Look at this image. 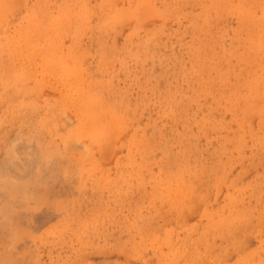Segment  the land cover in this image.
Returning <instances> with one entry per match:
<instances>
[{
    "label": "rangeland",
    "instance_id": "obj_1",
    "mask_svg": "<svg viewBox=\"0 0 264 264\" xmlns=\"http://www.w3.org/2000/svg\"><path fill=\"white\" fill-rule=\"evenodd\" d=\"M245 1L0 0V264H264Z\"/></svg>",
    "mask_w": 264,
    "mask_h": 264
},
{
    "label": "bare ground",
    "instance_id": "obj_2",
    "mask_svg": "<svg viewBox=\"0 0 264 264\" xmlns=\"http://www.w3.org/2000/svg\"><path fill=\"white\" fill-rule=\"evenodd\" d=\"M123 1H125V0H123ZM25 2H26V1H25ZM69 2H70V1H69ZM233 2H234V4H236L235 1H232L231 4H232ZM245 2H248V0L245 1ZM245 2H244V3H245ZM229 3H230V2H229ZM76 4H77V3H76ZM250 4H251V3H250ZM262 4H263V3H262ZM2 5H3V4H2ZM2 5H1V7H2ZM27 5H28V4H27ZM127 6H128V5H127ZM234 6H235V5H234ZM236 6H238V4H236ZM8 7H9V6H8ZM80 7H81V5H80ZM145 7H146V6H145ZM13 8H14V7H13ZM131 8H132V7H131ZM263 8H264V7H263ZM229 9H230V8H229ZM233 9H235V8H233ZM75 10H76V9H75ZM248 10H249V9H248ZM262 10H263V9H262ZM262 10H261V11H262ZM79 11H80V10H79ZM79 11H78V12H79ZM132 11H133V10H131V12H132ZM232 11H233V10H232ZM133 12H134V11H133ZM237 12H238V10H237ZM237 12H236V14H237ZM127 13H128V12H127ZM134 13H135V12H134ZM139 13H140V12H139ZM232 13H233V12H232ZM14 14H15V13H14ZM136 14H137V13H135L134 15H136ZM238 14H240V13H238ZM242 14H243V13H242ZM23 15H25V14L23 13ZM260 15H261V14H260ZM51 16H55V15H51ZM63 16H64V15H63ZM81 16H82V15H81ZM111 16H112V15H111ZM113 16H114V15H113ZM249 16H250V15H249ZM261 16H262V15H261ZM9 17H11V16H9ZM23 17H24V16H23ZM48 17H49V16H48ZM1 18H2V17H1ZM26 18H27V17H26ZM51 18H53V17H51ZM12 19H13V18H12ZM22 19H23V18H22ZM249 19H250V18H249ZM249 19H248V20H249ZM252 19H253V18H252ZM24 20H25V19H24ZM45 20H46V19H45ZM207 20H208V19H207ZM207 20H206V21H207ZM10 21H11V20H10ZM244 21H245V20H244ZM258 21H260V20H258ZM258 21H257V22H258ZM51 22H52V21H51ZM204 22H205V21H204ZM251 22H252V21H251ZM255 23H256V22H255ZM263 23H264V21H263ZM248 24H250V23H248ZM256 25H257V24H256ZM261 25H262V24H261ZM263 25H264V24H263ZM253 26H254V25H253ZM253 26H251V27H253ZM241 27H242V26H241ZM262 27H263V26H262ZM54 28H55V27H54ZM51 29H52V28H51ZM258 30H259V29H258ZM234 31H235V30H234ZM253 31H254V30H253ZM235 32H236V31H235ZM237 33H238V32H237ZM253 33H254V32H253ZM253 33H252V34H253ZM261 33H262V32H261ZM35 34H37V33H34V35H35ZM48 34H49V33H48ZM50 34H51V33H50ZM34 35H33V36H34ZM235 35H236V34H235ZM17 36H18V35H17ZM31 36H32V35H31ZM259 36H260V35H259ZM234 37H235V36H234ZM255 37H258V36H256V34H255V35H254V38H255ZM252 38H253V37H252ZM254 38H253V39H254ZM53 40H54V39H53ZM50 41H51V40H50ZM250 41H251V40H250ZM260 41H261V39H260ZM252 42H253V40H252ZM248 43H249V42H248ZM253 43H254V42H253ZM28 44H29V43H28ZM18 45H19V44H18ZM249 46H250V45H249ZM251 46H252V44H251ZM25 48H26V47H25ZM260 48H261V46H260ZM14 51H15V50H14ZM257 51H258V49H257ZM259 52H260V51H259ZM33 53H34V52H33ZM35 53H36V52H35ZM28 56H29V55H28ZM58 58H59V57H58ZM59 59H60V58H59ZM59 59H58V60H59ZM27 60H28V59H27ZM36 60H37V59H36ZM39 62H40V61H39ZM36 63H37V62H36ZM56 63H57V62H56ZM55 65H56V64H55ZM24 67H25V66H24ZM49 68H51V66H49ZM63 71H64V70H63ZM63 71H62V72H63ZM66 72H67V71H66ZM58 74H59V73H58ZM68 75H70V74H68ZM88 75H89V74H88ZM90 76H91V75H90ZM262 78H263V77H262ZM67 82H68V80H67ZM78 82H80V81H76L77 84H78ZM94 82H95V81H94ZM80 83H81V85H82V82H80ZM96 83H97V81H96ZM257 83H258V82H257ZM69 84H70V83H69ZM74 84H75V83H74ZM258 84H259V83H258ZM79 85H80V84H79ZM79 85H77V86H79ZM81 85H80V87H81ZM252 86H254V84H253ZM248 87H250V86L248 85ZM248 87H247V88H248ZM254 87H255V86H254ZM252 88H253V87H252ZM252 88H248V90H249V89H252ZM253 89H254V88H253ZM253 89H252V90H253ZM258 89H259V88H258ZM74 90H76V89H74ZM76 91H77V90H76ZM80 91H83V90H80ZM68 92H69V91H68ZM84 92H85V91H84ZM257 92H258V91H257ZM255 93H256V92H255ZM255 93H253V94L255 95ZM86 94H87V93H86ZM256 94H257V93H256ZM77 95H78V94H77ZM246 95H247V94H246ZM250 95H251V94H250ZM257 95H258V94H257ZM247 96H248V95H247ZM255 97H256V95H255ZM250 98H252V96H250ZM81 99H82V98H81ZM254 99H256V98H253L252 101H254ZM106 100H107V99H106ZM84 101H85V100H84ZM84 101H82V103H83ZM249 101H250V100H249ZM255 101H256V100H255ZM80 102H81V101H80ZM246 102H247V99H246ZM254 103H255V102H254ZM57 105H58V104H57ZM27 108H28V107H27ZM74 110H75V109H74ZM89 114H90V113H89ZM91 114H92V113H91ZM91 117H92V116H90L89 118H91ZM94 117H95V116H94V113H93V117H92L91 119L94 120ZM100 120H101V119H100ZM97 121H98V120H97ZM94 123H96L95 120H94ZM81 125H82V124H81ZM86 125H87V124H86ZM87 127H89V126L87 125ZM89 128H90V127H89ZM115 128H116V127H115ZM84 129H85V128H84ZM89 130H90V129H89ZM86 131H88V130L86 129ZM90 131H91V130H90ZM116 131H117V129H116ZM101 133H102V132H100V134H99L100 136L103 134V133H102V134H101ZM114 133H115V132H114ZM96 134H98V133L96 132ZM96 134H95V135H96ZM91 135H93V134H91ZM99 135H98V138H99ZM102 136H103V135H102ZM93 137H94V136H93ZM50 138H51V137H50ZM94 139H95V137H94ZM99 139H102V137H100ZM102 141H103V140H102ZM98 142H99V140H98ZM30 144H31V143H30ZM263 144H264V143H263ZM32 146H33V145H32ZM47 148H48V147H46V149H47ZM38 149H39V153L42 155V150H43L42 145H38ZM45 154H46V153H45ZM50 154H51V153H50ZM62 154H63V153H62ZM33 156L36 157L35 155H33ZM42 156H43V155H42ZM44 156H45V155H44ZM46 156H47V155H46ZM31 157H32V156H31ZM22 158H25V157H22ZM22 158H21V160H22ZM26 158H27V157H26ZM37 158L39 159V157H37ZM46 158H48V157H45V159H46ZM4 160H5V159H4ZM23 160H24V159H23ZM25 160H26V159H25ZM0 161H1V160H0ZM40 161H41V160H40ZM42 161H43V160H42ZM42 161H41V162H42ZM2 162H3V161H2ZM18 162H19V161H18ZM25 162H27V161H25ZM4 163H5V162H4ZM13 163H14V162H13ZM43 163H44V162H43ZM49 163H50V162H49ZM16 164H17V163H16ZM13 165H14V164H13ZM31 165H32V164H31ZM46 165H49V164L46 163ZM5 166H6V163H5ZM16 166H17V165H16ZM40 167H41V166H40ZM40 167H39V168H40ZM42 167H43V166H42ZM42 167H41V168H42ZM2 168H3V166H2ZM6 168H7V167H6ZM15 168H16V167H15ZM48 168H50V167H48ZM8 169H9V168H8ZM12 170H13V169H12ZM16 170L18 171L19 169L16 168ZM39 170H40V169H39ZM42 170H44V169H42ZM1 171H2V170H1ZM3 171H4V170H3ZM7 171H8V170H7ZM19 171H20V170H19ZM44 171H45V170H44ZM8 172H10V171H8ZM5 173H6V172H5ZM20 173H21V172H20ZM41 174H42V171H41ZM41 174L39 175L40 177L38 176L39 178H41ZM18 175H19V173H18ZM44 175H45V174H44ZM20 176H21V174H20ZM26 180H27V179H26ZM41 180H42V179H41ZM46 180H47V179H46ZM9 182H10V181H9ZM25 183H26V182H25ZM28 186H29V185H28ZM29 187H30V186H29ZM24 188H25V187H24ZM160 193H161V192H160ZM30 194H31V193H30ZM166 196H167V195H166ZM259 202H260V201H259ZM180 204H181V203H180ZM181 206H182V205H181ZM256 206H257V205H256ZM224 210H225V209H224ZM5 213H6V212H5ZM205 214H206V213H205ZM263 214H264V213H263ZM215 217H216V216H215ZM228 217H229V216H228ZM258 217H260V216H258ZM261 217H263V216H261ZM207 218H208V217H207ZM213 218H214V217H213ZM231 218H232V216H231ZM231 218H230L229 221H227V222H230ZM263 219H264V218H263ZM210 220H211V219H210ZM213 220H214V219H213ZM225 220H226V219H225ZM241 220H242V219H241ZM261 220H262V219H261ZM205 221H206V220H205ZM220 221H221V220H220ZM220 221H219V222H220ZM223 221H224V220H223ZM235 221H236V220H235ZM219 222L217 221L216 223L218 224ZM232 222H233V219H232V221H231L230 223H232ZM239 222H241V221H239ZM239 222H238V223H239ZM213 223H214L213 225H216L215 222H213ZM238 223H237V224H238ZM259 223H260V222H259ZM259 223H258V224H259ZM263 223H264V222H263ZM220 224H221V223H220ZM237 224H236L234 227H236ZM202 225H203V224H202ZM206 225H207V224H206ZM206 225H205V226H206ZM211 225H212V224H211ZM211 225H210V226H211ZM229 225H230V224H229ZM233 225H234V223H233ZM241 225H242V223H241ZM195 226H197V225H195ZM216 226H217V227H218V226L220 227L219 224L216 225ZM226 226H227V225H226ZM184 227H185V226H184ZM211 227H212V226H211ZM211 227H210V228H211ZM214 227H215V226H214ZM214 227H212L213 230L217 231L218 229H215ZM221 227H222V225H221ZM221 227H220V229H221ZM234 227H233V228H234ZM237 227H238V226H237ZM259 227H261V226H259ZM212 228H211V231H212ZM222 228H224V227H222ZM231 228H232V227H231ZM240 228H241V227H240ZM220 229H219V230H220ZM224 229H225V228H224ZM224 229H223V230H224ZM235 229H237V228H235ZM232 230H233V229H232ZM258 230H259V229H258ZM187 231H188V230H187ZM187 231H186V232H187ZM190 231H191V230H190ZM190 231H188V232H190ZM192 231H193V230H192ZM209 231H210V230H209ZM220 231H222V230H220ZM234 231H235V230H234ZM181 232H182V231H181ZM232 232H233V231H232ZM242 232H243V231H242ZM250 232H251V231H250ZM262 232H264L263 229H262ZM182 233H183V232H182ZM192 233H193V232H192ZM206 233H207V232H206ZM218 233H219V232H218ZM218 233L216 232V234H218ZM234 233H235V232H234ZM234 233H233V234H234ZM165 234H166V233H165ZM169 234H171V233H169ZM196 234H197V233H196ZM201 234H202V233H201ZM211 234H212V233H211ZM211 234H210V235H211ZM213 234L215 235V233H213ZM224 234H225V233H224ZM231 234H232V233H231ZM231 234H230V235H231ZM233 234H232V235H233ZM258 234H259V233H258ZM261 234H262V233H261ZM199 235H200V234H199ZM202 235H203V234H202ZM208 235H209V233H208ZM210 235H209V236H210ZM214 235H211V236L214 237ZM219 235H220V234H219ZM221 235H223V234L221 233ZM225 235H226V234H225ZM238 235H240V234H238ZM259 235H260V234H259ZM195 236H196V235H195ZM204 236H205V235H204ZM211 236H210V239H211ZM223 236H224V235H223ZM240 236H241V235H240ZM242 236H243V235H242ZM244 236H245V235H244ZM249 236H250V235H249ZM249 236H245V237H249ZM261 236H262V235H261ZM162 237L164 238V236H162ZM168 237H169V236H168ZM193 237H194V236H193ZM193 237H192V239H193ZM198 237H199V236H198ZM206 237H207V235H206ZM232 237H234V236H232ZM263 237H264V236H263ZM155 238H156V237H155ZM216 238H217V237H216ZM218 238H219V237H218ZM221 238H222V237H221ZM229 238H231V237H229ZM172 239H173V238H172ZM172 239H171V240H172ZM189 239H190V238H189ZM194 239H196V238H194ZM197 239H198V238H197ZM205 239H207V238H205ZM214 239H215V237H214ZM239 239L242 241L241 238H239ZM144 240H145V239H144ZM144 240L141 241V242H144ZM152 240H153V239H152ZM157 240H158V239H157ZM162 240H163V239H162ZM165 240H166V239H165ZM165 240H164V241H165ZM168 240H169V238H168ZM181 240H182V237H181ZM212 240H213V239H212ZM212 240H210L209 242L211 243ZM234 240H236V239H234ZM237 240H238V239H237ZM240 240H238V243H239ZM154 241H155V240H154ZM159 241H160V239H159ZM195 241H196V240H195ZM227 241H228V239H227ZM241 241H240V242H241ZM157 242H158V241H157ZM165 242H166V241H165ZM182 242H183V246H184L185 243H184V241H182ZM191 242H192V241H191ZM228 242H229V241H228ZM233 242H234V241H233ZM244 242H245V241H244ZM244 242H243V243H244ZM246 242H247V241H246ZM246 242H245V243H246ZM147 243H148V242H147ZM162 243H163V242H162ZM166 243H167V242H166ZM189 243H190V242H189ZM199 243H201V242L199 241ZM234 243H235V242H234ZM241 243H242V242H241ZM245 243H244V244H245ZM153 244H154V243H153ZM153 244H151V245L153 246ZM171 244H172V246H173V243H172V242H171ZM204 244H205V243H204ZM213 244H215V242H214ZM163 245H164V244H163ZM179 245H180V244H179ZM187 245H188V242H187ZM234 245H235V244H234ZM239 245H240V244H239ZM241 245H242V244H241ZM246 245H247V244H246ZM165 246H166V245H165ZM168 246H169V245H168ZM183 246H182V247H183ZM243 246H244V245H243ZM153 247H154V246H153ZM155 247H156V246H155ZM161 247H162V246H161ZM169 247H170V246H169ZM180 247H181V246H180ZM180 247H179V248H180ZM193 247H194V244H193ZM211 247H212V246H211ZM159 248H160V245H159ZM179 248H177V249H179ZM239 248H240V246H239ZM241 248H242V247H241ZM241 248H240V249H241ZM189 249H190V248H189ZM212 249H214V248L212 247ZM169 250H170V248H169ZM255 250H256V249H255ZM184 251H185V250H184ZM184 251H182V253L185 254V257H186V255H187L186 253H188V252L185 251L186 253H184ZM198 251H199V250H198ZM198 251H196V253H197ZM168 252H169V251H168ZM170 252H172V251L170 250ZM258 252H259V251H258ZM190 253H191V252H190ZM190 253H189V254H190ZM256 254H257V253H256ZM168 255H169V254H168ZM212 255H213V254H212ZM222 255H223V254H222ZM259 255H260V254H259ZM223 256H224V255H223ZM168 257H169V256H168ZM180 257H181V255H180ZM161 258H162V257H161ZM222 258H223V257H222ZM182 259H183V258H182ZM188 259H189V258H188ZM200 259H201V258H200ZM165 260H166V259H165ZM176 260H178V259L176 258ZM176 260H175V261H176ZM248 260H249V258H248ZM163 261H164V260H163ZM171 261H172V260H171ZM192 261H193V260H192ZM166 262H167V261H166ZM178 262H180V261H178ZM167 263H168V262H167ZM180 263H181V262H180ZM200 263H201V262H200ZM192 264H193V263H192Z\"/></svg>",
    "mask_w": 264,
    "mask_h": 264
}]
</instances>
